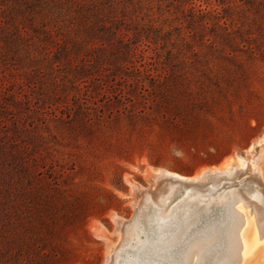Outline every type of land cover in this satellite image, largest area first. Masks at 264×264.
<instances>
[{
	"label": "rangeland",
	"instance_id": "obj_1",
	"mask_svg": "<svg viewBox=\"0 0 264 264\" xmlns=\"http://www.w3.org/2000/svg\"><path fill=\"white\" fill-rule=\"evenodd\" d=\"M121 7L131 27L155 24L171 39H143L145 57L135 65L140 74L124 76L129 84L117 75L107 82L109 90L92 91L90 102L99 107L83 135L68 129L65 108H48L58 118L40 148L55 164L53 176H61L69 203L82 210L80 218L62 221L56 242L64 255L57 264H125L147 246L146 224L159 220L169 231L173 224L159 211L176 181L155 183L152 173L159 169L209 183L220 171L244 165L246 174L219 190L234 185L244 194L260 186L264 194V0H121ZM120 88L121 98L114 95ZM243 200L239 206L261 213L262 201ZM257 222L261 238L262 215ZM239 242L236 232L229 264L239 262ZM205 254L202 264H210ZM247 264H264V245Z\"/></svg>",
	"mask_w": 264,
	"mask_h": 264
},
{
	"label": "trees",
	"instance_id": "obj_2",
	"mask_svg": "<svg viewBox=\"0 0 264 264\" xmlns=\"http://www.w3.org/2000/svg\"><path fill=\"white\" fill-rule=\"evenodd\" d=\"M120 3L0 0V264H57L64 255L56 242L60 228L82 214L40 148L58 118L48 108H65L68 129L83 135L99 107L90 102L92 91L117 75L129 84L124 76L140 74L143 39H171L155 24L131 27ZM123 89L114 95L121 98Z\"/></svg>",
	"mask_w": 264,
	"mask_h": 264
},
{
	"label": "bare ground",
	"instance_id": "obj_3",
	"mask_svg": "<svg viewBox=\"0 0 264 264\" xmlns=\"http://www.w3.org/2000/svg\"><path fill=\"white\" fill-rule=\"evenodd\" d=\"M224 165L210 167V171H217ZM249 165L252 167V163ZM243 166L226 168L220 171L222 173H219V178L209 183H204L200 178L196 179L197 177L188 178L159 169L161 171L157 172L156 179H163L166 178L164 176L170 175L169 177L174 176L177 180L176 186L171 189V195L166 199L167 202L159 211V214L163 215V220L168 221L169 225L173 224V227H170L169 231V226H166L167 229L162 227L161 247L155 249L152 259L147 260L145 257L136 255V259H132L134 261H127L125 264H202L204 262L202 257L206 252L207 255L209 254L210 264H229L235 259L236 232L239 234V246H241L238 264H247L251 256L260 252L264 245V233L260 238L257 222V217L262 215L264 218V194L260 186L257 190L245 191L244 194L237 191L234 185L219 190L221 183L232 184L238 175L246 174V172H240ZM207 170L208 168L204 171ZM178 180L184 182L195 180L205 188V191L189 183L181 189L179 187L178 192V186L181 185ZM147 192L146 190V195ZM246 195L251 199L262 201L261 213L258 216H253L238 205L239 202H244L243 198ZM240 216L243 217V224L237 230ZM181 242L186 245L179 247Z\"/></svg>",
	"mask_w": 264,
	"mask_h": 264
},
{
	"label": "water",
	"instance_id": "obj_4",
	"mask_svg": "<svg viewBox=\"0 0 264 264\" xmlns=\"http://www.w3.org/2000/svg\"><path fill=\"white\" fill-rule=\"evenodd\" d=\"M164 169V168H162ZM152 179L155 181V183H157V180L155 178V174L152 173ZM160 180L158 181L159 183L162 181V180H165V179H171V181L175 182L177 180L173 179V178H159ZM158 183V184H159ZM178 183H180L181 185H184V182L183 180H178ZM151 223V224H150ZM148 224H146L147 227H151L150 229H148L149 231V239H148V243H147V246L144 247L141 252L138 254L141 258L145 257L147 258V260L149 259H152L153 256H154V251L155 249H158L160 246V243L162 242L161 241V238H163V230H162V226H161V223L159 221H157L156 223L155 222H150ZM171 229V228H170ZM186 244L184 242H181L179 243V247H183L185 246ZM155 258V257H154Z\"/></svg>",
	"mask_w": 264,
	"mask_h": 264
}]
</instances>
